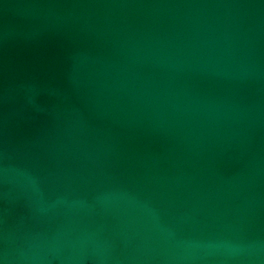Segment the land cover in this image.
<instances>
[{
    "label": "water",
    "instance_id": "95a60500",
    "mask_svg": "<svg viewBox=\"0 0 264 264\" xmlns=\"http://www.w3.org/2000/svg\"><path fill=\"white\" fill-rule=\"evenodd\" d=\"M0 264H264V0H0Z\"/></svg>",
    "mask_w": 264,
    "mask_h": 264
}]
</instances>
